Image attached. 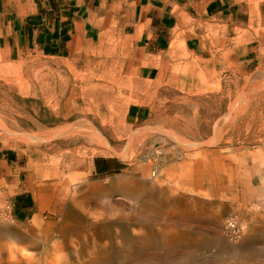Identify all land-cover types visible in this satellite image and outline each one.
<instances>
[{
    "label": "rangeland",
    "instance_id": "374dc122",
    "mask_svg": "<svg viewBox=\"0 0 264 264\" xmlns=\"http://www.w3.org/2000/svg\"><path fill=\"white\" fill-rule=\"evenodd\" d=\"M238 2L244 54H167L164 102L142 121L125 118L136 50L118 31L59 58L12 49L0 9V264L115 263L129 237L144 264L165 224H190L181 250L203 257L193 241L218 248L264 224V25L255 0Z\"/></svg>",
    "mask_w": 264,
    "mask_h": 264
},
{
    "label": "crops",
    "instance_id": "0c3cea01",
    "mask_svg": "<svg viewBox=\"0 0 264 264\" xmlns=\"http://www.w3.org/2000/svg\"><path fill=\"white\" fill-rule=\"evenodd\" d=\"M238 1L0 0V9L8 18L12 49L30 46L59 58L80 54L86 45L100 42L105 33L118 31L127 45L136 50L135 64L130 72L138 86L127 94L131 100L125 107V118L142 121L151 115L152 105L164 102L167 54L186 52L208 58L217 56L218 62L244 54L235 25L240 23L238 14L248 11L239 10ZM252 5L258 11L257 24L264 25V0H255ZM250 22L254 23L253 19ZM262 153L264 155V151ZM97 169L107 172L111 165L106 161ZM260 177L264 188V165ZM17 198L13 212L18 220L25 219L29 215L25 197L18 195ZM253 228L251 226L240 241L226 242L218 248L212 246L210 238L193 241L192 247L203 249L202 257L191 249L181 250L192 230L190 224H165L157 230L161 231L156 235L157 252L150 254V260L146 250L145 254L141 251L140 257L145 258L144 264H264V224ZM60 232L63 235L65 229ZM131 248L129 237L123 249L113 251L118 261L107 264H131ZM110 253L105 252L106 255ZM27 261L30 264L33 258Z\"/></svg>",
    "mask_w": 264,
    "mask_h": 264
},
{
    "label": "built area",
    "instance_id": "2783aa9c",
    "mask_svg": "<svg viewBox=\"0 0 264 264\" xmlns=\"http://www.w3.org/2000/svg\"><path fill=\"white\" fill-rule=\"evenodd\" d=\"M243 228V225L238 223L235 219L230 218L225 225V232L231 240H236L243 234Z\"/></svg>",
    "mask_w": 264,
    "mask_h": 264
},
{
    "label": "trees",
    "instance_id": "16d2710c",
    "mask_svg": "<svg viewBox=\"0 0 264 264\" xmlns=\"http://www.w3.org/2000/svg\"><path fill=\"white\" fill-rule=\"evenodd\" d=\"M98 172H99V173H102V174H105V173H108L109 171H107V172H102V171L98 170Z\"/></svg>",
    "mask_w": 264,
    "mask_h": 264
},
{
    "label": "bare ground",
    "instance_id": "6f19581e",
    "mask_svg": "<svg viewBox=\"0 0 264 264\" xmlns=\"http://www.w3.org/2000/svg\"><path fill=\"white\" fill-rule=\"evenodd\" d=\"M81 86H82V85H81ZM89 123H90V122H89ZM3 126H4V124H3ZM74 128H75V126H74ZM68 129H69V128H68ZM45 130H46V129H45ZM52 131H53V130H52ZM52 131H51V132H52ZM57 132H58V131H57ZM52 134H53V133H52ZM54 134H55V132H54ZM91 137H92V136H91ZM95 137H96V136H95Z\"/></svg>",
    "mask_w": 264,
    "mask_h": 264
}]
</instances>
